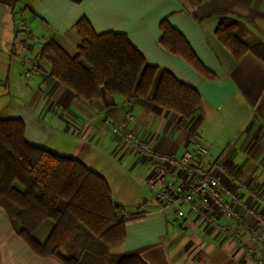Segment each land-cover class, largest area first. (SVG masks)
Returning a JSON list of instances; mask_svg holds the SVG:
<instances>
[{
    "label": "crops",
    "instance_id": "1",
    "mask_svg": "<svg viewBox=\"0 0 264 264\" xmlns=\"http://www.w3.org/2000/svg\"><path fill=\"white\" fill-rule=\"evenodd\" d=\"M82 17L96 33H125L149 64L167 69L195 88L201 97L199 111L181 123L176 113L143 99L127 101L105 93L91 101L77 99L49 75V66L38 51L45 41L54 39L74 54L80 42L75 23ZM164 17L215 74L213 80L202 78L159 45L158 24ZM228 17L243 24L237 32L241 39L264 43V0H205L193 7L184 0H0L1 117L21 119L29 143L78 159L106 179L112 201L122 206L126 216L125 239L115 246V255L137 254L147 264H260L258 252L248 257L227 233L198 216L188 213L174 221V214L160 210L155 199L160 185L156 166L162 163L164 171L186 185L189 178L156 156L138 154L104 122V118L121 121L130 113L129 125L150 150L172 153L176 159L203 144L208 153L196 162L206 166L220 159L231 174L223 177V186L236 197L244 218L249 223H254L255 215L264 219V62L252 51L236 60L221 45L214 29ZM21 60L36 65L39 72L21 76ZM55 135L59 139L54 144ZM93 146H101L117 160H127L131 168L147 167L145 182L154 190V199L145 200L137 211L126 209L106 172L86 161ZM16 229L0 208V264H60L34 254ZM262 233L264 238L263 229Z\"/></svg>",
    "mask_w": 264,
    "mask_h": 264
},
{
    "label": "trees",
    "instance_id": "2",
    "mask_svg": "<svg viewBox=\"0 0 264 264\" xmlns=\"http://www.w3.org/2000/svg\"><path fill=\"white\" fill-rule=\"evenodd\" d=\"M203 1L184 0L188 7ZM158 28V43L165 51L182 58L202 78H215L167 17ZM241 28L240 21L228 17L216 24L214 34L234 59L252 51L264 62V43L244 41L237 33ZM75 29L80 42L74 54L49 39L38 57L48 64L49 75L77 99L91 101L103 93L127 101L143 99L176 113L181 123L199 111L197 90L167 69L149 64L125 33H96L84 17L76 21ZM0 208L38 256L60 264H147L137 254L110 253L125 239L126 216L112 201L106 179L78 159L29 143L21 119L1 116ZM45 221L50 226L39 240L35 232Z\"/></svg>",
    "mask_w": 264,
    "mask_h": 264
},
{
    "label": "built area",
    "instance_id": "3",
    "mask_svg": "<svg viewBox=\"0 0 264 264\" xmlns=\"http://www.w3.org/2000/svg\"><path fill=\"white\" fill-rule=\"evenodd\" d=\"M24 66L23 76L29 77L33 73H38L36 65L30 64L26 60H21ZM133 117L126 113L121 121H112L104 118V122L110 127L112 134L130 145L142 156L153 155L164 161L169 166L179 168L184 174V178H189L190 183L186 185L183 180H178L170 172L164 171L162 163L156 166L159 188L155 194V199L160 210L173 209L174 221L194 214L201 218L211 227H215L221 232L227 233L232 240L244 248L248 257H254L259 253L257 261L264 264V219L255 215L254 223H249L239 211L236 197L223 186L224 176H231L220 159L204 166L196 162V158H204L208 150L203 144H197L192 152H184L179 158H175L172 153H153L147 142L142 139L139 132L133 129L129 123ZM240 187L248 190L243 185ZM229 196V198H226ZM186 206V209L181 206Z\"/></svg>",
    "mask_w": 264,
    "mask_h": 264
},
{
    "label": "rangeland",
    "instance_id": "4",
    "mask_svg": "<svg viewBox=\"0 0 264 264\" xmlns=\"http://www.w3.org/2000/svg\"><path fill=\"white\" fill-rule=\"evenodd\" d=\"M20 74L23 76L22 72ZM0 116H3V114H0ZM58 139L59 137L55 135L52 143L55 144ZM104 152L101 146H93L86 155V161L90 165L99 164V167L106 172L112 188L121 192L120 195L124 198L126 209H136L135 211H137L145 200L151 201L154 199V190L152 191L147 185L148 183L145 182L147 167L136 166L131 168L127 160H117V157L109 156ZM167 211H169L170 215L173 214L172 208ZM48 226H50V222L45 221L35 232L36 238L39 240L43 239L45 237L44 231ZM117 250L118 248L116 247L112 248L111 254H115Z\"/></svg>",
    "mask_w": 264,
    "mask_h": 264
}]
</instances>
